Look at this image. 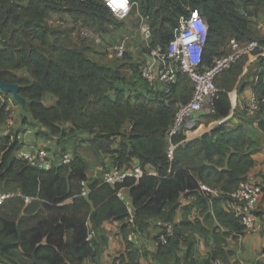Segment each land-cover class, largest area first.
Here are the masks:
<instances>
[{
	"label": "trees",
	"instance_id": "obj_1",
	"mask_svg": "<svg viewBox=\"0 0 264 264\" xmlns=\"http://www.w3.org/2000/svg\"><path fill=\"white\" fill-rule=\"evenodd\" d=\"M132 1L139 3L138 12L147 17L152 32L142 56L154 48H168L181 17L195 8L208 24L202 68L227 54L232 39L244 44L257 40L264 48V33L258 26L264 22V0ZM55 17L58 22L54 24ZM123 24L102 0H0V79L20 86L26 110L41 126L38 135L58 145L65 137L87 134L92 157L77 150L60 155L54 151V162H58L50 169L19 157L23 143L4 134L13 117L10 104L18 101L0 90V194H11L0 203V264L96 261L108 244L104 223L109 220L122 223L127 242L126 252L113 264H142V249L127 235L131 213L118 194L123 187L129 188L132 198V225L144 230L154 222L158 226L157 221L174 223L175 231L167 242L160 239L158 226V251L152 264H211L215 259L230 264L228 239L233 235L239 240L247 233L229 201L241 181L249 178L255 153L262 146L252 118L239 123L226 119L189 140L184 131L170 138L179 106L193 96L190 76L180 71L177 82L166 91L162 83H149L141 75L144 60L136 58L140 51L134 54L127 48L115 61L102 60L91 55L88 37L79 41L73 37L83 28L105 36ZM245 60L217 78L219 92L211 110L204 112L206 124L230 115V93L247 84ZM259 61L253 92L262 99L264 56ZM47 95L55 102L46 104ZM12 132L21 130L14 127ZM171 143L176 144L173 157ZM66 152L73 159L60 162ZM96 165L103 168L90 177ZM135 166L143 169L137 181L128 178L119 185L104 181V172L113 167ZM214 190L219 197L213 196ZM183 195L191 202L182 207L183 218L177 223ZM194 208L202 219L192 220ZM258 215L264 218L259 210ZM198 234L215 241L212 252L202 260L196 257ZM182 244L187 248L185 255Z\"/></svg>",
	"mask_w": 264,
	"mask_h": 264
},
{
	"label": "built area",
	"instance_id": "obj_2",
	"mask_svg": "<svg viewBox=\"0 0 264 264\" xmlns=\"http://www.w3.org/2000/svg\"><path fill=\"white\" fill-rule=\"evenodd\" d=\"M108 9L120 20L126 19L133 10H139V3L132 0H102ZM139 13V12H138ZM141 31L146 41V46L149 45L152 32L147 23V17L141 16ZM208 37V24L201 15L199 9L195 8L189 16H182L180 24L176 29L174 40L170 46L164 50L154 48L149 52L150 59L144 60L140 65L141 75L149 83H162L164 90L169 91L172 84L178 80L180 71L187 73L194 82V90L192 98L179 106L176 113L173 125L169 130V137L183 132L188 121L193 119L197 114L201 113L206 106H213V99L218 95L219 87L216 83L217 78L232 64L238 62L242 58H257L264 56V48L257 40H252L248 43H240L236 39L230 41V51L217 58L212 66H200L202 54L206 46ZM110 55L123 57L127 44L125 41L110 43L106 47ZM12 100V99H11ZM264 98L260 99L256 95H252L250 100L245 103V109L251 115H256L264 109ZM211 107L209 108V111ZM14 128V118L12 117L6 124L4 134L10 135L12 138L23 143L22 148L18 152V156L27 160L32 165L42 169H50L54 166L55 156L45 147H40L35 143L27 140L28 130L26 132H12ZM176 144L171 143L169 154L173 157V152ZM73 159L71 152L63 154L60 162L68 163ZM143 175V169L140 166H135L127 169L113 167L104 172V181L111 185H119L124 183L128 178L136 179ZM206 188L205 185L202 186ZM121 190V189H120ZM119 190L121 198H125ZM83 194H87L86 189H83ZM261 188L254 182L253 177L241 181L239 187L230 194L229 208L239 217L244 223L246 232L264 230V218L258 215L259 198ZM10 193L0 194V203L10 197ZM29 201V198H27ZM131 217L130 222L134 221V210L130 207ZM160 227V239L167 242V237L175 231L174 223L157 221ZM142 264H152L144 262ZM212 264H225L222 259H215Z\"/></svg>",
	"mask_w": 264,
	"mask_h": 264
},
{
	"label": "crops",
	"instance_id": "obj_3",
	"mask_svg": "<svg viewBox=\"0 0 264 264\" xmlns=\"http://www.w3.org/2000/svg\"><path fill=\"white\" fill-rule=\"evenodd\" d=\"M137 11V10H133ZM132 12V13H133ZM132 13L128 16L130 17ZM136 14V13H135ZM127 17V18H128ZM126 18V19H127ZM133 19H135L132 16ZM136 18L138 21L141 22V16L137 12ZM124 19V20H126ZM125 23V22H124ZM124 26V24L122 25ZM121 27V26H120ZM113 28V27H112ZM262 28V27H261ZM141 28L139 27V30ZM82 31L84 33H91L93 38L97 40L99 43L101 41V36L98 34L93 33L90 29L83 28ZM89 35V34H88ZM107 35V34H106ZM142 35V40L145 43L146 46V41L144 39V35L141 31ZM74 38L76 37V34L74 35ZM119 41H125L127 44V48L130 49L134 54L138 53L139 50L137 47H135L133 44L129 45L127 39L119 40ZM94 56V55H93ZM144 58L143 60H148L150 59L149 53L144 54L142 56ZM246 69L244 68V74H245ZM255 80L254 78H251L248 80L247 84L243 86L242 90L238 91V89H234V92L232 94V97L234 96V99L231 97V101L233 105V109L230 113V115L222 119L218 122H212L210 125L208 124H203V126H210L209 128H204L203 130L193 134V135H187V140L192 139L193 137L199 136L202 133L208 131L214 125L225 121L226 119H230L233 122L239 123L242 122V120L246 117L252 118V123L251 126L258 138V141L262 146L256 151L255 153V159H256V164L252 171L249 174V177H253L254 182L257 183V185L260 186L261 188V194L259 198V213L264 216V112L258 116L256 115H251L247 112L245 109V103L250 100L252 95H255L253 92V82ZM242 93H245L243 97L240 95ZM231 94V93H230ZM246 98V100H245ZM50 99H52L51 102ZM44 102L46 104H51L55 102V98L52 97L51 95H47L44 99ZM11 108H12V116H16L15 114L18 115L17 119L14 118V127L18 128L21 130V132H26L29 130L30 133H28L27 140L31 143L39 144V145H45L48 146L49 148L52 146H57V142L53 139H47L43 136L38 135L39 129L41 128L40 124L34 120V118L31 116V114L26 110V104L23 105L20 102H11ZM211 106H207L203 112H208L209 108ZM205 112V113H206ZM189 131V130H187ZM83 139L89 138L87 134H80ZM58 161H56L57 163ZM136 163H138V160H135ZM109 163V160H108ZM96 167L100 168L102 170V166L96 165ZM95 166L93 167L92 170L96 168ZM148 170L151 173H156L152 168L148 167ZM98 171L93 174L92 176L98 175ZM91 177V175H90ZM121 194L125 196L123 200L129 205V207H132L133 210V205H132V198L130 195V190L129 188L123 187L120 190ZM213 196L219 197L220 193L218 190L212 191ZM181 202L182 205L180 209L178 210V213L175 218V222H180L183 218L182 215V207L185 206L186 204H189L191 202V199L186 198L185 195L181 197ZM227 207V206H226ZM192 220H195L196 218L202 219L199 210L197 208L193 209L192 215H191ZM132 222L128 221L127 226H128V238L129 240L135 242L143 251V254L141 256V262H153L156 263L154 259V254L158 251V242L156 240V235L159 231V227L154 223H151L149 227L145 228L144 230H141L139 226L137 225H132ZM104 226L106 227L108 231V244L103 247V249L100 252L99 257L97 258L96 261L90 259L87 261V264H113L114 260L117 257H120L122 253L126 252L127 250V242L125 238V234L122 231V223L117 221V220H109L104 223ZM197 236V245H196V257L200 260L204 259L206 256H208L211 252L212 249L215 245L214 239L208 235L207 237L201 236V235H196ZM181 253L185 255L186 253V246L181 245ZM228 250L230 251V254L228 256V261L230 264H254V262L258 259L259 261L264 263V258L261 259V253L264 249V230H258V231H253L251 233H246L244 236H241L239 240H234L233 235L228 239V245H227ZM212 264V262H211ZM256 264H260L256 263Z\"/></svg>",
	"mask_w": 264,
	"mask_h": 264
},
{
	"label": "rangeland",
	"instance_id": "obj_4",
	"mask_svg": "<svg viewBox=\"0 0 264 264\" xmlns=\"http://www.w3.org/2000/svg\"><path fill=\"white\" fill-rule=\"evenodd\" d=\"M137 11H134L132 13V15L130 17H128L126 20H123L124 26L121 27H113L111 29V31L105 35V36H101V41L98 43L97 40L95 38H93V36L91 35V33H84L83 31L78 30V32L76 33V37L74 38L75 40L79 41L83 39V37H88L87 39V44L91 45V55H94V57H99L102 60H110V61H115L116 60V55H110L107 50L106 47L108 44L110 43H116L119 40H123V39H127L128 44L130 45H134L135 47L138 48V50L140 51V53H136L138 54V56H136V58H138V61H142L144 58H141L140 56H142V49H144L145 47V43L142 40V35H141V29L139 30L140 24L141 22L138 21V19L136 18V14ZM132 16L135 18L133 19ZM54 24L58 22L57 17L54 18ZM259 28H261L262 32L264 33V22L260 21L259 22ZM89 34V35H88ZM74 37V36H73ZM95 40V41H93ZM137 60V59H135ZM244 68L246 69L245 74V80L248 82V80H250L251 78H254L257 74L258 69L260 68V61H259V57L257 58H247V60H245V65ZM22 74L24 72H21ZM160 85V84H157ZM234 92H231V97L232 94ZM245 93H242L240 96L243 97ZM234 99V96L232 97ZM235 100V99H234ZM246 100V98H245ZM52 99H50L49 102H51ZM233 105H234V101H233ZM207 107V106H206ZM206 107L204 108V110L206 109ZM264 112V109H263ZM263 112L258 113L256 116L262 114ZM16 116H14L15 119H17L18 115L15 114ZM214 123V122H213ZM203 124H206V118H205V114L202 111L201 113L197 114L193 119L189 120L184 131L187 133V135L189 134L190 136L203 130L205 127L209 128L210 126H203ZM189 130V131H187ZM188 135V136H189ZM52 149V153L54 154L55 158L56 155L54 153L57 152L58 155H60L61 152L64 151H73V150H77L78 152L85 154L89 159H92V157L90 156L89 153V149L90 146L87 143V141L85 139H83L81 136L75 135L73 137H65L60 144H58L57 146H52L50 147ZM96 167V166H95ZM97 170H101L100 168L96 167L94 170H91L90 175H93L97 172ZM98 171V172H99ZM264 258V250L261 253V259ZM260 258H258L254 264L259 263Z\"/></svg>",
	"mask_w": 264,
	"mask_h": 264
},
{
	"label": "water",
	"instance_id": "obj_5",
	"mask_svg": "<svg viewBox=\"0 0 264 264\" xmlns=\"http://www.w3.org/2000/svg\"><path fill=\"white\" fill-rule=\"evenodd\" d=\"M0 90L7 94H12L13 97L21 104H26V98L19 93L20 86L17 83H7L0 79Z\"/></svg>",
	"mask_w": 264,
	"mask_h": 264
}]
</instances>
